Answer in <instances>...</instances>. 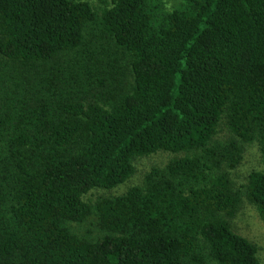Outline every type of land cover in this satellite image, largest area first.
I'll return each mask as SVG.
<instances>
[{
    "label": "trees",
    "instance_id": "1",
    "mask_svg": "<svg viewBox=\"0 0 264 264\" xmlns=\"http://www.w3.org/2000/svg\"><path fill=\"white\" fill-rule=\"evenodd\" d=\"M99 3L0 0V264H263L264 0Z\"/></svg>",
    "mask_w": 264,
    "mask_h": 264
},
{
    "label": "rangeland",
    "instance_id": "2",
    "mask_svg": "<svg viewBox=\"0 0 264 264\" xmlns=\"http://www.w3.org/2000/svg\"><path fill=\"white\" fill-rule=\"evenodd\" d=\"M90 1H92L94 4H100L99 0ZM222 127L223 129L221 134H227L228 129L225 126ZM170 155L171 154L166 152H159L150 156L139 158L136 163L137 173L131 179L130 183L137 181V179L140 178L142 174L153 164H161L165 162L167 158L170 157ZM253 169L264 171V166L260 160L258 147L255 144H249L246 147L241 163L232 172V175L239 184L245 183L249 172ZM125 188L126 185H123L118 187V189H115V191L121 192ZM232 223L235 231L246 236L258 246V254L262 263L264 264V220L261 219L256 208L245 199Z\"/></svg>",
    "mask_w": 264,
    "mask_h": 264
}]
</instances>
